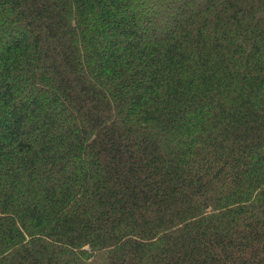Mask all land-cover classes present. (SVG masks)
Masks as SVG:
<instances>
[{"label": "trees", "instance_id": "1", "mask_svg": "<svg viewBox=\"0 0 264 264\" xmlns=\"http://www.w3.org/2000/svg\"><path fill=\"white\" fill-rule=\"evenodd\" d=\"M0 264H264V0H0Z\"/></svg>", "mask_w": 264, "mask_h": 264}]
</instances>
